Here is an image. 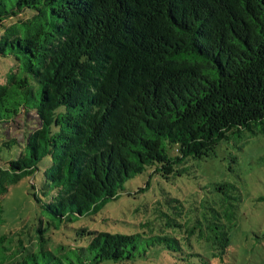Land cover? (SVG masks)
Wrapping results in <instances>:
<instances>
[{"label": "trees", "instance_id": "trees-1", "mask_svg": "<svg viewBox=\"0 0 264 264\" xmlns=\"http://www.w3.org/2000/svg\"><path fill=\"white\" fill-rule=\"evenodd\" d=\"M5 66L0 264H212L225 255L242 202L228 182L182 222L162 214L161 234L81 228L71 247L50 231L96 214L148 169L182 177L189 161L264 127V0H0ZM41 169L47 201L35 184L32 195L51 222L40 221L32 250L29 221L3 230V199Z\"/></svg>", "mask_w": 264, "mask_h": 264}, {"label": "rangeland", "instance_id": "rangeland-1", "mask_svg": "<svg viewBox=\"0 0 264 264\" xmlns=\"http://www.w3.org/2000/svg\"><path fill=\"white\" fill-rule=\"evenodd\" d=\"M7 71L6 66L0 68L1 78H4ZM17 125L18 123H15L14 126ZM11 131L22 137L21 133ZM42 178L43 169L35 178H24L12 186L3 199L6 218L3 230L20 232L22 225L29 221L30 228L25 230L28 239L25 241L32 250H35V230L40 221H43L45 226L51 222L49 214L32 195L34 192L32 185L35 184L37 193L42 197L44 184ZM224 182L232 183L239 188L242 202L237 225L230 229L231 244L221 259H212V264H264L263 126H257L254 132L246 131L240 137L222 142L216 154L206 160L189 161L187 173L182 177L168 181L154 175L152 170L148 169L127 181L119 198L109 202L96 214L79 218L61 230L52 227L50 233L54 242L71 247L80 245V242L76 241V236L77 230L81 228L109 233H145L143 236L146 237L161 234L164 221H167L162 214L165 213L182 222L181 215L189 211L195 201L211 197L216 184ZM218 194L217 192V196ZM43 197L46 202L47 199ZM170 199L177 201L169 204ZM144 224L148 226H142ZM174 233L177 236L181 234L179 229ZM165 262L158 257H147L136 264ZM179 263L171 260L165 264Z\"/></svg>", "mask_w": 264, "mask_h": 264}]
</instances>
